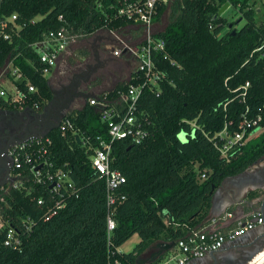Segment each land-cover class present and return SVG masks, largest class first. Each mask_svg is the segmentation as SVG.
<instances>
[{
	"label": "trees",
	"instance_id": "obj_1",
	"mask_svg": "<svg viewBox=\"0 0 264 264\" xmlns=\"http://www.w3.org/2000/svg\"><path fill=\"white\" fill-rule=\"evenodd\" d=\"M112 1L0 0V20L15 13V22L22 25L17 32L11 31L9 40L0 38V68L7 58L13 59L37 88V111L52 94L47 78L35 68L39 56L33 44L45 32L60 27L58 16L62 15L71 31L79 34L76 41L83 40L78 56L94 65L93 39L88 46L92 35L107 23L114 28L125 25L124 21L109 22L106 8ZM253 1L170 0L159 7L154 34L165 41L163 54L168 58L159 65L166 78L158 95L145 89L138 101L145 138L140 143L122 138L111 145V166L125 176L120 189L125 199L115 208L116 226L110 239L106 235L105 182L90 162V146L97 136L106 138L107 130L98 110L86 101L66 113L73 130L63 134L56 128L47 134L50 157L69 170L79 188L77 197L44 220L45 209L36 205L43 190L11 189L3 216L12 222L29 215L35 222L23 235L20 250H0V264H114V259L120 264H136V258L152 245L175 243L187 236L189 228L199 229L221 181L264 156V131L248 138L229 161L220 156L215 146L219 138L214 137L224 128L228 133L242 131L244 118H261L251 128H244L245 138L264 127V20L256 21ZM225 3L241 13L244 23L240 27L225 31L229 22L219 14ZM37 16L41 17L31 22ZM106 79L102 71L91 84ZM130 82L133 80H118L99 96L105 94L116 101ZM246 82L249 85L243 89ZM86 138L89 144H85ZM255 195V191L248 194ZM134 234L140 240L133 249L118 251Z\"/></svg>",
	"mask_w": 264,
	"mask_h": 264
},
{
	"label": "built area",
	"instance_id": "obj_2",
	"mask_svg": "<svg viewBox=\"0 0 264 264\" xmlns=\"http://www.w3.org/2000/svg\"><path fill=\"white\" fill-rule=\"evenodd\" d=\"M169 1L113 0L106 8L110 23L125 22V25L117 28L110 27L108 23L101 28L109 37L106 46L113 57H125L135 62V67L127 79V81L132 79L133 82L118 93L116 101L109 100L105 94L87 99L88 103L98 110L100 120L106 125L107 130L106 138L97 136L95 145L90 146L91 166L105 182L107 240L110 239L116 226L115 208L125 199L120 191L125 176L111 166V145L115 140L122 138H131L134 143H140L147 135L143 122L138 116V101L145 89L158 95L160 83L166 78V73L159 65L161 59L168 58L166 53L163 54L165 41L155 36L154 22L159 7ZM40 17L37 16L31 22ZM15 20V13L0 20V38L9 40L11 31L17 32L22 27ZM58 20L62 22L60 27L45 32L43 38L33 44L39 56V66L35 68L43 74L56 66L60 55L79 36L78 33L71 31L62 15L58 16ZM136 26H140L141 36L140 40L134 42L127 37V34L138 30ZM170 63L176 62L171 60ZM18 81L23 85L20 86ZM248 85L249 83L246 82L243 89ZM37 93V88L13 63V59L7 58L0 68V109L37 110L39 103L34 97ZM260 119V116L253 120L244 118L240 132L228 133L224 128L216 133L214 137H218L219 141H215V146L220 156L227 161L231 160L237 148L248 139L244 137V128H251ZM189 123L192 127H196L193 121ZM58 128L64 134L68 130H73L74 126L65 114ZM84 142L89 144V139L86 138ZM50 145L51 139L46 135L22 143H14L5 152L10 168L7 182L0 186V250L3 248L20 250L23 245V235L31 231L35 222V219L29 215L19 216L17 221H12L14 223L3 216V207H8L6 196L11 189H22L29 193L36 187L43 190L44 194L36 198V205L45 209L42 216L44 220L56 215L66 207L72 197L78 195L79 188L75 185L69 170L57 166L51 159ZM204 177L205 175L202 174L201 178ZM262 223L263 218L257 215L253 219L238 221L233 228L225 232L189 228L187 236L178 239L155 264H187L189 261L203 258L209 252L222 248L226 242L236 240ZM113 263L120 264V261L114 259Z\"/></svg>",
	"mask_w": 264,
	"mask_h": 264
},
{
	"label": "water",
	"instance_id": "obj_3",
	"mask_svg": "<svg viewBox=\"0 0 264 264\" xmlns=\"http://www.w3.org/2000/svg\"><path fill=\"white\" fill-rule=\"evenodd\" d=\"M228 5V3H225L220 8L219 14H221L228 7ZM93 69H95V67H93ZM47 84L52 96L43 106L41 111H37L31 108H26L20 111L0 109V129L8 127V129L12 131V133L6 137L2 155L14 143H22L31 138L44 137L53 129L58 128L62 118L69 111L74 97H81L83 101L86 102L87 99L92 96L90 92L78 91L76 93H69L67 98H61L58 91H56L52 87L49 79L47 80ZM28 114H30L32 120L27 122L26 116ZM75 137L79 140V136L77 134L75 135ZM2 155H0V157L3 158ZM263 159L264 156L256 160L249 168L245 169L244 171L236 175L225 177L221 181L220 185L213 191L211 197L212 202H215L220 191L228 183H233L234 187V189L231 190V195H227L229 204L231 205L241 203L240 196H242L249 190H258L259 192L257 201L255 202H259V205L257 207L254 206V201L248 202L247 204L251 211L258 212L264 220V195H262V189L264 187L254 186V182H252L253 180H257L260 174L262 175L260 179L264 181V170L260 173L252 170L253 165L258 164V162L262 161ZM4 163L7 170V176L10 167H8L9 165H7V162L5 160ZM7 179L8 177L1 181L0 186L4 185L7 182ZM243 180L244 182L238 185V182ZM239 210L240 212H243L241 208ZM250 232L251 234H249L248 232L247 234L237 238L236 240L229 242L230 244H232V246L238 247L239 251L234 258H223L224 264H247L255 257L257 253L264 249V223L263 229H261L257 233H253L252 231ZM173 246L174 242H158L152 245L146 252L139 255L136 258V264H153ZM250 247L253 249L251 250ZM223 249L224 248L222 247L216 251L209 252L207 256L215 259L223 251ZM203 258L195 259V261L197 263H202V261L204 260ZM258 264H264V260Z\"/></svg>",
	"mask_w": 264,
	"mask_h": 264
},
{
	"label": "crops",
	"instance_id": "obj_4",
	"mask_svg": "<svg viewBox=\"0 0 264 264\" xmlns=\"http://www.w3.org/2000/svg\"><path fill=\"white\" fill-rule=\"evenodd\" d=\"M136 27L138 30H136L134 32H130L129 34H127V37L131 41L140 40V36H141V32L139 31L140 26H136ZM96 35H98V36H96ZM108 38L109 37L107 36L106 32L102 29L98 30L96 33L93 34V44H94L93 57H94V61L96 62L94 67L97 68L98 64L99 63L101 64V62L103 63V61L104 62L106 61L107 63L117 62L120 66L119 67L120 71H121L120 73L123 76L122 80L127 81L129 75L132 73V71L135 67V62H134V60L127 59L125 57H113L110 53V50L106 46ZM96 40L100 41V45L99 44L95 45ZM95 47H98L100 49L96 50ZM70 50L71 49L69 46L67 48V50L64 51L60 55L57 63L59 62V60L64 59ZM101 57H102V59H101ZM56 66H57V64H56ZM56 66L53 67L49 71L51 74L55 73ZM104 73H106L108 79H106L105 81H102L100 83H95L94 85L91 84V81L94 80V78H95L93 75L94 73L92 74V78H91L90 82L87 84V86H86L87 89L85 91V92H90L92 94L91 97L98 96L101 93L114 88L115 84L117 83L118 80H116L115 82L112 80L113 77L116 76V74L115 75H114V73L110 74L106 71H104ZM114 80H115V77H114ZM91 97H89V98H91ZM83 103H84V101L82 99L81 103H76V104H80V105L78 107L77 106H74V107L79 108ZM73 105H75V104H73ZM252 170L257 171L259 173L261 171H263L264 170V159L262 161H259L258 164L253 165ZM261 177H262V175L260 174L258 177L259 179L257 178V180L252 181V182H254L253 183L254 186H263L264 187V181L260 179ZM233 189H234L233 183H231V184L228 183L220 191L215 202L213 203L211 200V204H210L207 216L198 225L199 229L225 232V231L233 228L236 225V223L240 220L253 219L254 216L260 215L258 212L251 211L250 208L248 207V204H247L248 202L257 201V196H258V192H259L258 190H255L256 195L254 197L248 196L249 192L253 191V190H249L248 192H246L242 196H240L241 197V203L231 205V204H229V199L227 197L229 195H231V190H233ZM262 195H264V188L262 189ZM258 205H259V202H255L254 206L257 207ZM240 208L243 210V212H240V210H239ZM263 223H264V220H263ZM263 223L261 225H257L256 228L254 230H252V232L257 233L258 231L263 229ZM249 234H251V232H249ZM139 240H140V238H139ZM246 242H248V241H246ZM119 247L117 249L118 251H120ZM223 248H224L223 251L215 259H212L206 255L203 258L204 260L202 261V263H197L195 260H193V261H189L187 264H224L223 258H226V257L234 258L238 254V251H239L238 247L232 246V244H230L229 242H226L223 245Z\"/></svg>",
	"mask_w": 264,
	"mask_h": 264
},
{
	"label": "rangeland",
	"instance_id": "obj_5",
	"mask_svg": "<svg viewBox=\"0 0 264 264\" xmlns=\"http://www.w3.org/2000/svg\"><path fill=\"white\" fill-rule=\"evenodd\" d=\"M224 5V4H223ZM251 6L254 8L255 10V18H256V21L257 22H260L262 20H264V0H254L252 3H251ZM222 16H224L229 24L226 26V29L225 31L228 29V28H231L232 26L234 27H240L243 23H244V19L242 18V15L241 13L238 11L237 8L231 6V5H228V7L222 12ZM168 19H166L165 17V23H167ZM98 36V35H96ZM93 37V35H92ZM88 41L89 44L88 46L90 45V41H92V38ZM96 44H99L100 45V41L99 40H96L95 41V45ZM83 45V40H77L75 42H73L71 45H70V51L68 52L67 56L64 58V59H61L59 60L58 63L60 62H64L65 63L67 61H71V62H81V63H86V59L84 57H79V52L77 51V48L79 46H82ZM95 49L99 50L100 48L98 47H95ZM107 52V51H106ZM85 59V60H84ZM102 59V57H101ZM102 61V60H101ZM119 64L117 62L115 63H107L106 61L103 63L101 62V64L99 63L97 68H95V72H94V77L97 76L99 73H101L102 71H106L110 74L114 73V75L116 74L115 77V80H114V77H113V81L115 82L116 80H122L123 76L121 75V71H120V68H119ZM109 70V71H108ZM44 76L47 78V80L49 79L50 80V83L51 85L54 87V73L51 74L50 72H47L44 74ZM80 104H75L73 105L70 110H73V109H76L74 106H79ZM264 131V127L262 128H257L255 129L250 135L248 138H252L260 133H262ZM139 241V236L138 234H134L132 235L126 242H124L120 247V251L121 252H128V251H131L133 249V247L135 246V244Z\"/></svg>",
	"mask_w": 264,
	"mask_h": 264
},
{
	"label": "flooded vegetation",
	"instance_id": "obj_6",
	"mask_svg": "<svg viewBox=\"0 0 264 264\" xmlns=\"http://www.w3.org/2000/svg\"><path fill=\"white\" fill-rule=\"evenodd\" d=\"M95 65V64H94ZM94 65L90 63H81V62H71L65 61L62 63H57L56 70L54 73V89L58 91L61 98H67L69 93L73 92H85L87 89V84L90 82L92 78V74L95 72L93 69ZM59 70V71H58ZM58 71V72H57ZM81 97H74L71 106L76 103H81ZM27 122L32 120L30 114L26 116ZM12 133L11 130L6 128L0 129V155H2V150L4 148L6 137ZM0 157V182L3 181L6 177H8L7 170L5 167L4 160L8 164V160L5 157V153ZM9 167V166H8ZM9 172V171H8ZM8 180V179H7ZM228 182V181H227ZM243 181H239L238 185L242 184ZM226 185V183H225ZM252 250L253 248L250 247Z\"/></svg>",
	"mask_w": 264,
	"mask_h": 264
},
{
	"label": "bare ground",
	"instance_id": "obj_7",
	"mask_svg": "<svg viewBox=\"0 0 264 264\" xmlns=\"http://www.w3.org/2000/svg\"><path fill=\"white\" fill-rule=\"evenodd\" d=\"M263 260H264V249L260 251L259 253H257L255 257L247 264H258Z\"/></svg>",
	"mask_w": 264,
	"mask_h": 264
}]
</instances>
